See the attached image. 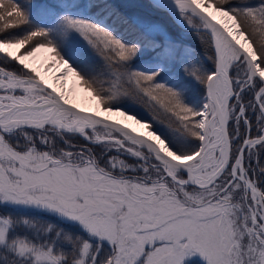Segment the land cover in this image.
<instances>
[{
	"label": "snow or ice",
	"instance_id": "obj_1",
	"mask_svg": "<svg viewBox=\"0 0 264 264\" xmlns=\"http://www.w3.org/2000/svg\"><path fill=\"white\" fill-rule=\"evenodd\" d=\"M101 2L59 6L87 11ZM154 2L203 41L211 69H185L207 90L199 111L155 83L158 72L128 71L136 46L90 20L65 17L107 77L85 79L47 31L0 36V206H34L65 224L29 237L16 230L32 229V221L0 211V264H186L197 256L205 264H264V0ZM29 3L37 13L55 6ZM27 23L16 0H0V33ZM40 53L50 54L45 74L62 69L51 84L26 62ZM70 76L100 112L146 136L80 111L65 92ZM125 97L198 147L173 151L153 123L114 106Z\"/></svg>",
	"mask_w": 264,
	"mask_h": 264
},
{
	"label": "rangeland",
	"instance_id": "obj_2",
	"mask_svg": "<svg viewBox=\"0 0 264 264\" xmlns=\"http://www.w3.org/2000/svg\"><path fill=\"white\" fill-rule=\"evenodd\" d=\"M68 3H71V0ZM82 3H84V1ZM78 10L79 9L76 8L65 9L61 7V9L53 15H43L40 17L41 28L38 27L35 30L47 31L53 38L62 42L63 45L61 49L63 48L64 51H67L64 48L66 47L71 50L73 54H76V51L73 48H86V50L92 53V57H94L92 59L93 69L100 70L99 76L103 75L104 77H107L109 73L105 70L104 61L96 54V52H94L88 42L78 32L70 29L65 22V17H71L73 19H86L90 20L92 23H96L89 19L86 15L80 13ZM141 14L144 16H139L140 26L142 28H146L145 30L154 38L153 43L150 46L132 39L131 37L127 40L123 39L112 31L114 35L121 39L122 42L127 45H134L137 48L135 56L128 62L127 70L130 72H140L145 74L158 72L159 75L156 76L155 83L163 84L166 87L179 92L180 98L185 106L193 109L194 111L201 110L207 102L205 92L206 88L193 77L189 76L185 69L190 66L202 65L205 70H210V62L207 61L206 56L204 55L200 58L198 57L199 60H197V58L192 54L191 49L183 43L186 42V40L192 39L187 30L177 29V37H174V35L169 32L165 22H163V19L166 21L169 20L166 16L162 19L160 15L155 16L146 10H143ZM174 19L176 18L174 17ZM176 20L178 21V19ZM171 37H174V39ZM34 39L40 38L37 37ZM61 49L57 46V50L60 54L62 53L61 55L74 69H76V67L72 64V55L70 52L66 54L61 51ZM11 51H13L14 54H19L20 52H23L24 49H12ZM199 52V55L204 53H202L201 50H199ZM49 55L50 54L48 53H40L33 60L26 62L30 63V66L34 64L37 68L43 69V67L46 66L45 58ZM47 62L50 63V61ZM53 70H57L58 73L62 71L57 68H53ZM85 79H88V77H85ZM66 84L69 92H71V94H73V96L77 99L82 98L85 102L91 99V95L80 88L78 82H76L73 77L70 76ZM72 102L75 104L77 103L73 100ZM114 106L121 107L124 110L131 111L133 113H139V115L149 120L153 123V130L156 131L157 134H161L162 138H165L167 142L176 146L178 154L198 147V142L190 137H185L182 131L172 128L164 123H160L159 121H153L149 113L144 111V109L140 108L129 98H121ZM90 112L94 114L97 111L92 112L90 110ZM172 150L176 151L174 149ZM96 151L97 154H99L100 149L97 148ZM121 158L129 163H136V161L129 156H122ZM4 207H6L7 211L3 209ZM0 211L9 213L17 219L26 218L27 220L32 221L34 227L32 229L27 228L28 230H26V232L23 230L24 225H20L17 228L18 230H21L23 235H27L29 237L33 236V234H30L32 231H34V233L36 232L37 222L41 226V222L43 221L41 218L42 214L65 226L64 222L61 221L58 216L34 206H0Z\"/></svg>",
	"mask_w": 264,
	"mask_h": 264
},
{
	"label": "trees",
	"instance_id": "obj_3",
	"mask_svg": "<svg viewBox=\"0 0 264 264\" xmlns=\"http://www.w3.org/2000/svg\"><path fill=\"white\" fill-rule=\"evenodd\" d=\"M70 0H52L53 4L55 5L53 10L51 12H46V13H37L33 11L30 8V3L29 0H16V3L21 6V8L25 11L28 19V23L23 26H19L16 29H7L5 30V33H0V36L5 35L6 33H22L23 31H32L37 29L38 27L41 28L40 25V17L43 15H53L55 14L61 7L62 3H68ZM83 0H80L81 6H83L86 3V0H84V3H82ZM253 3L257 2V0H252ZM108 7L111 11L116 13V16H107L104 12H101L100 9L104 7ZM78 9V8H76ZM80 10V9H79ZM143 10H146L150 12L153 15H160L161 18L163 19L164 16H166L169 20L163 19V22H165L169 32L174 35V37H177L176 34L178 33L177 29H184L187 30V32L191 35L190 37L192 38L191 40H186V42H183L185 45H187L191 51L192 54L198 59L201 56H205V46L203 44V41L200 39V36L195 32V30H189L182 28L176 21L172 18L170 13L162 8L155 6V4H152L149 0H102L101 3L98 4V6L93 7L91 9H88L87 11H80V13L86 15L89 19L93 20L94 22L98 23L99 25L109 27L111 31H114V33L123 38V39H129L132 37V39H135L139 42H142L143 44L150 46L153 43V36L150 35L145 29L142 28L139 24V16H144L142 13ZM117 18V20H116ZM123 21L126 22H122ZM14 19V18H13ZM114 20V21H112ZM107 21V23H106ZM119 23V24H118ZM114 24V25H112ZM112 25V26H111ZM2 26V24H0ZM116 27L115 29H113ZM133 34V35H132ZM50 36V37H49ZM174 37H171L174 39ZM181 38V37H180ZM48 39L52 40L55 45H59V49L62 47V43H60L56 38H53L49 33H48ZM172 39V40H173ZM56 40V41H55ZM70 54L72 55V64L76 67V69L82 73L83 76L85 77H90V76H99V69H93V64H92V53L90 51L86 50V48H73L76 51V54H73L71 50L68 48L64 47ZM201 52L203 54L199 55ZM61 51L65 52L68 54V52L64 51L63 48ZM95 52V51H94ZM3 54L0 53V57H2ZM208 64V63H207ZM211 65V64H209ZM169 143V142H168ZM169 146L172 147V149L178 151L176 146L172 145L169 143ZM4 210L7 211L6 207L3 208ZM37 218V217H36ZM42 222L41 226L37 222L36 224V229H43L44 226L47 225H53L57 228H63V224H59L55 222L54 220L48 218V216L42 214L41 216ZM36 220V219H35ZM24 232H26L27 227H23ZM18 234L23 235L21 230H16ZM31 235L34 234V231L30 233ZM186 264H205L204 261H202L198 256L190 261H186Z\"/></svg>",
	"mask_w": 264,
	"mask_h": 264
},
{
	"label": "bare ground",
	"instance_id": "obj_4",
	"mask_svg": "<svg viewBox=\"0 0 264 264\" xmlns=\"http://www.w3.org/2000/svg\"><path fill=\"white\" fill-rule=\"evenodd\" d=\"M84 1V0H83ZM153 4V3H152ZM156 6V5H155ZM31 8V7H30ZM163 10V9H162ZM79 12L81 11V10H78ZM165 11V10H164ZM82 12V11H81ZM116 20H117V18H116ZM112 21H114V20H112ZM118 21V20H117ZM106 23H107V21H106ZM108 24V23H107ZM119 24V23H118ZM112 25H114V24H112ZM111 25V26H112ZM109 28V27H108ZM116 27H114L113 29H115ZM114 32V31H113ZM133 35V34H132ZM50 37V36H49ZM132 38V37H131ZM56 41V40H55ZM60 43H62V42H60ZM53 44H54V42H53ZM59 46V45H58ZM66 52H68V51H66ZM62 54V53H61ZM64 54V53H63ZM30 64V63H29ZM32 66L33 67H36L34 64H32ZM40 66V65H39ZM40 71H41V74L42 75H44V77H45V79H46V81H48V83L49 84H51L52 83V76L53 75H58L59 73L57 72V70L55 71V70H52L51 72H49V73H44V71H43V69H41V68H38ZM59 70H62V69H59ZM57 88H58V85H57ZM68 87H67V84H66V87H65V92H66V94H68L69 95V98H71V101L73 100L74 102H77L76 104L77 105H79V106H83V107H85V108H87V109H89V113L90 114H92L91 112H90V110L92 111V112H99V113H102V114H104L105 116H109V117H112V118H117V120H119V121H121V122H125L126 124H128L132 129H134L135 131H143V132H145V134H147V130L146 129H143V128H141L139 125H136L134 122H132V121H130V120H126L124 117H122V116H119V115H112V114H105V113H103V112H100L99 111V106H98V102L97 101H95V100H93L92 98L89 100V101H83V99L82 98H79V99H77L76 97H74L73 96V94H71V92H69V90L67 89ZM202 88V87H201ZM83 102H85V103H83ZM79 103V104H78ZM95 114V113H94Z\"/></svg>",
	"mask_w": 264,
	"mask_h": 264
},
{
	"label": "water",
	"instance_id": "obj_5",
	"mask_svg": "<svg viewBox=\"0 0 264 264\" xmlns=\"http://www.w3.org/2000/svg\"><path fill=\"white\" fill-rule=\"evenodd\" d=\"M150 1L153 2V3H155V4L157 5V2H154V0H150ZM160 7L169 10V9H168L167 7H165V6H160ZM169 11H170V10H169ZM76 107H77L80 111L84 112L85 114H90V113H89V109H87V108H81V107H79V106H76ZM94 115H96V116L99 117V118L107 119L108 121H114V122H116L117 124L122 125L123 127L127 128V129H130L134 134H139V135H141V136H146L145 133L135 131V130L132 129L128 124H126L125 122H121V121H119V120H117V119H115V118H112V117H109V116H105L104 114L99 113V112H96Z\"/></svg>",
	"mask_w": 264,
	"mask_h": 264
}]
</instances>
